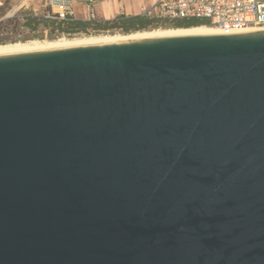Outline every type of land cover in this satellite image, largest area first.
Here are the masks:
<instances>
[{"label": "water", "instance_id": "1", "mask_svg": "<svg viewBox=\"0 0 264 264\" xmlns=\"http://www.w3.org/2000/svg\"><path fill=\"white\" fill-rule=\"evenodd\" d=\"M0 264H264V32L0 57Z\"/></svg>", "mask_w": 264, "mask_h": 264}, {"label": "built area", "instance_id": "2", "mask_svg": "<svg viewBox=\"0 0 264 264\" xmlns=\"http://www.w3.org/2000/svg\"><path fill=\"white\" fill-rule=\"evenodd\" d=\"M25 1L30 0H21V6ZM82 1L89 3L91 0ZM38 2L43 8L40 17L45 20H75L71 0ZM140 16L157 25L179 20H202L217 28L223 35H229L245 29H264V0H156L151 6L143 7ZM95 20V14L89 8L86 21Z\"/></svg>", "mask_w": 264, "mask_h": 264}, {"label": "bare ground", "instance_id": "3", "mask_svg": "<svg viewBox=\"0 0 264 264\" xmlns=\"http://www.w3.org/2000/svg\"><path fill=\"white\" fill-rule=\"evenodd\" d=\"M256 32H264V29H245L233 32V35H242ZM222 35L213 26H198L186 29H155L150 31H138L126 35L121 34H101L85 36L80 38H59L56 40H31L26 42H14L0 44V57L31 54L38 52L62 50L77 47L99 46L108 44L128 43L135 41L153 40L159 38L176 36H212Z\"/></svg>", "mask_w": 264, "mask_h": 264}, {"label": "rangeland", "instance_id": "4", "mask_svg": "<svg viewBox=\"0 0 264 264\" xmlns=\"http://www.w3.org/2000/svg\"><path fill=\"white\" fill-rule=\"evenodd\" d=\"M2 6H0V18L3 13H6V16L3 19H0V42L6 43H14V42H26L31 40H56L59 38H80L85 36H93V35H101V34H121L126 35L138 31H150L155 29H176V28H168L172 26H150L143 30L138 31H129L122 32L120 30H109V31H94L92 29H88L86 32H74V33H61L54 32L49 33V29L43 28L41 25H37L34 30L24 26V20L21 19V14L26 12L28 15L33 14L36 17H40L43 12V8H41L38 0H30L25 1L23 6H21V0H0ZM197 27V26H195ZM186 29V28H181Z\"/></svg>", "mask_w": 264, "mask_h": 264}, {"label": "trees", "instance_id": "5", "mask_svg": "<svg viewBox=\"0 0 264 264\" xmlns=\"http://www.w3.org/2000/svg\"><path fill=\"white\" fill-rule=\"evenodd\" d=\"M21 19L24 20V26L34 30L37 25H41L45 29H49V33H54L55 30L61 33H74V32H86L88 29H92L94 31H109L118 29L122 32L129 31H138L146 29L150 26H172L168 28H191L195 26H209L206 21L202 20H179L169 24L157 25L152 21L145 19L144 17L137 15L126 17L123 15H119L111 20H95V21H82V20H73L68 22H55L48 21L43 19L42 17H32V15H28L26 12L21 14ZM4 42H0L3 44Z\"/></svg>", "mask_w": 264, "mask_h": 264}, {"label": "crops", "instance_id": "6", "mask_svg": "<svg viewBox=\"0 0 264 264\" xmlns=\"http://www.w3.org/2000/svg\"><path fill=\"white\" fill-rule=\"evenodd\" d=\"M156 0H91L86 3L82 0H71L74 18L86 21L88 9L91 8L96 20H111L119 15L126 17L140 15L143 7L151 6ZM0 6H2L0 2ZM3 13L0 19H3Z\"/></svg>", "mask_w": 264, "mask_h": 264}]
</instances>
